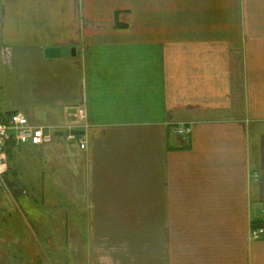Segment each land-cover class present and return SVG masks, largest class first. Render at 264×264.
I'll return each instance as SVG.
<instances>
[{
    "label": "crops",
    "instance_id": "0c3cea01",
    "mask_svg": "<svg viewBox=\"0 0 264 264\" xmlns=\"http://www.w3.org/2000/svg\"><path fill=\"white\" fill-rule=\"evenodd\" d=\"M0 109L86 142L89 264H264V0H0Z\"/></svg>",
    "mask_w": 264,
    "mask_h": 264
},
{
    "label": "rangeland",
    "instance_id": "374dc122",
    "mask_svg": "<svg viewBox=\"0 0 264 264\" xmlns=\"http://www.w3.org/2000/svg\"><path fill=\"white\" fill-rule=\"evenodd\" d=\"M57 137L11 151L0 186V264H89L86 175L71 141Z\"/></svg>",
    "mask_w": 264,
    "mask_h": 264
},
{
    "label": "built area",
    "instance_id": "2783aa9c",
    "mask_svg": "<svg viewBox=\"0 0 264 264\" xmlns=\"http://www.w3.org/2000/svg\"><path fill=\"white\" fill-rule=\"evenodd\" d=\"M80 118L85 117V110L81 108L78 112ZM86 126H88L86 124ZM176 132L189 136L193 132V125L181 123ZM63 133L67 140L80 142L81 148L86 147V142L81 134L73 126L52 127L49 125L35 124L21 111L5 114L0 109V186L10 169L9 150L23 144L46 145L53 141L55 134ZM264 235V227L252 230L253 238Z\"/></svg>",
    "mask_w": 264,
    "mask_h": 264
},
{
    "label": "water",
    "instance_id": "95a60500",
    "mask_svg": "<svg viewBox=\"0 0 264 264\" xmlns=\"http://www.w3.org/2000/svg\"><path fill=\"white\" fill-rule=\"evenodd\" d=\"M45 55L49 58L71 56L76 55V49L74 47H47L45 49Z\"/></svg>",
    "mask_w": 264,
    "mask_h": 264
},
{
    "label": "trees",
    "instance_id": "16d2710c",
    "mask_svg": "<svg viewBox=\"0 0 264 264\" xmlns=\"http://www.w3.org/2000/svg\"><path fill=\"white\" fill-rule=\"evenodd\" d=\"M16 147H11V149L9 150V158H10V168H11V161L13 159V154L11 153V151H13ZM10 170V169H9Z\"/></svg>",
    "mask_w": 264,
    "mask_h": 264
}]
</instances>
